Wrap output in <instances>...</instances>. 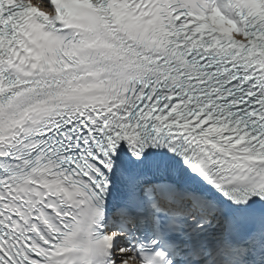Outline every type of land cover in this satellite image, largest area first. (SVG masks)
Masks as SVG:
<instances>
[{
	"label": "snow or ice",
	"instance_id": "6c2138e0",
	"mask_svg": "<svg viewBox=\"0 0 264 264\" xmlns=\"http://www.w3.org/2000/svg\"><path fill=\"white\" fill-rule=\"evenodd\" d=\"M0 264H264V0H0Z\"/></svg>",
	"mask_w": 264,
	"mask_h": 264
}]
</instances>
